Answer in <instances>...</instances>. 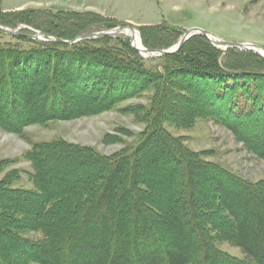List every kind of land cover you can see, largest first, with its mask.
Segmentation results:
<instances>
[{
  "label": "trees",
  "instance_id": "16d2710c",
  "mask_svg": "<svg viewBox=\"0 0 264 264\" xmlns=\"http://www.w3.org/2000/svg\"><path fill=\"white\" fill-rule=\"evenodd\" d=\"M102 25H88L75 35L88 33L94 28L102 29ZM42 33L50 36L47 31ZM162 34H173V30L164 27ZM12 37L25 39L18 35ZM141 39L147 49L158 51L149 46L142 33ZM27 40L33 48L20 50L11 47L0 50V112L7 121L5 127L11 131L16 129L21 132L22 115L29 122L47 123L69 119L76 109L74 110L69 99L63 96L58 79L60 78L64 85L63 89H68L71 81L79 84L76 80L77 74L95 79L98 74L92 69L88 71L86 66H90L93 59L97 61L100 55L106 56V62L117 70L116 79L114 82L108 80L105 89H102L104 94L95 96L93 105L89 106L91 109L111 108L127 93H139L156 84L161 86L164 79L166 81L172 74L182 72V69L178 68L180 65L174 73H169L171 67H164L163 72L144 69L140 53L131 47L130 39L126 37H106L97 40V43L82 42L68 47L30 38ZM195 42L208 49V54L215 56L211 66L212 72L205 71L203 76L211 77V81L212 76L217 80L221 76L220 81H223L221 87L213 82L209 89L204 88L208 93V101L210 96L213 102L210 104L216 121L232 128L233 131L240 129L244 142L258 154L264 155V136L256 130L253 138L248 135L253 126H264V58L256 53L235 48L220 50L202 35L193 37L185 43L180 53L170 56L177 58L181 51ZM117 43L123 45L122 50L116 47ZM135 43L138 48L139 45L136 41ZM120 51L122 52L118 55ZM122 55H133L139 61L132 63L126 58L121 59ZM83 59L86 62L81 61ZM75 60L79 61V69H76ZM44 65L48 73L47 83H40L36 73L40 75L44 71ZM17 72H22V79L26 80V83L31 81L30 86L34 89L18 93L20 86L16 78ZM123 76L126 81L121 84ZM250 79L258 82V86L252 87L251 91L239 83ZM17 94L23 96L22 105ZM213 94H216L217 99H214ZM24 111L27 113H23ZM239 118L244 121L242 123L245 129H241L242 126L237 121ZM250 118L252 124L248 125L246 120ZM230 123L233 124L232 127ZM4 124L0 122V125ZM151 124L152 131L135 149L110 160L94 152L90 153L89 148H81L80 151L62 147L61 141L56 145L37 144L33 147L30 155L34 161L37 186L43 196L40 202L39 229L46 236L40 249L41 255L37 256H42V261L51 264H264V210H259L264 199L251 191L252 196L237 190H227L224 180L218 181L220 194L214 197L195 193L193 186L206 180L208 166L194 160L191 153L173 147L174 139L157 128L153 118ZM56 149H63L75 155L80 153L85 163L95 160L93 169H87L81 185L62 187L59 183L57 188L52 178L47 175H44L42 183L40 182L39 165L43 164L46 169V158L49 155L47 152L52 153ZM149 151L150 156L144 161L143 157ZM91 156L94 158L91 159ZM146 160H150L151 166L155 167L143 174L140 168L144 167ZM184 163L185 170L181 180H178L177 174ZM79 171L81 172V168ZM168 184H174L177 188L175 192L178 193L176 198H173V211L168 219L171 231L161 225L165 217L161 211L164 207L157 202L162 195L157 194L155 199L156 193L153 191V185H163L166 188ZM239 186L242 187V184ZM1 191L9 194L12 192L0 187ZM253 199L256 204H253ZM215 200L218 204L210 207ZM202 202L209 205V213H214L210 224L200 218L199 208H207ZM250 204H253L251 208ZM170 208L168 207V211ZM18 216L19 211L10 205L0 204V224L8 230L5 232L6 237L1 235L7 240L0 242V264H11L8 253L12 251L29 261L36 260L23 249L26 241L16 234L17 227L24 223ZM232 222L235 227L229 229L228 224ZM207 224L212 226L220 237H226L241 247L248 260L230 258L215 248V239L212 236L208 239L206 236H209ZM197 231L201 245L198 244L197 235L195 236ZM33 246L39 247V244Z\"/></svg>",
  "mask_w": 264,
  "mask_h": 264
},
{
  "label": "rangeland",
  "instance_id": "374dc122",
  "mask_svg": "<svg viewBox=\"0 0 264 264\" xmlns=\"http://www.w3.org/2000/svg\"><path fill=\"white\" fill-rule=\"evenodd\" d=\"M0 22L5 24L0 23L4 29L25 37L21 40L15 39L12 37L14 35L0 30V50L11 47L20 50L33 48L27 38L30 35H36L37 31L41 33L47 31L50 36L45 34V39L59 46L68 47L70 46L67 44L68 42L83 35L76 36L77 32L94 23L103 24L102 29L94 28L84 34L131 27L136 30L134 32L140 33L139 36L142 33L149 46L158 51L173 49L184 34L191 29H201L226 42L250 43L264 48V0H0ZM164 27L173 30V34L163 35ZM130 31L127 29L122 36H119L132 38L135 47H137L134 37L127 33ZM56 39L63 43L54 42ZM96 41L83 40L74 45H79L82 42L92 44L97 43ZM98 44L100 45V43ZM116 47L123 49V45L120 43H117ZM138 48L141 50L140 46ZM207 51L208 49L206 50L195 42L181 51L180 56L175 59L171 56L180 52L156 57L140 55L141 65L144 69L163 72L164 67H171L169 73H174L173 71L180 65L178 68H181L182 72L177 75L172 74L166 81L164 79L161 86L156 84L139 93H127L121 98V101L108 109L89 108L90 105H93L95 96L104 94L102 89H105L108 80L111 79L114 82L116 79L117 70L106 62L108 60L106 56L100 55L97 57V61L93 59L91 60L92 64L86 66L88 71L92 69L98 74L95 79L87 75L81 77L77 74L76 80L79 84L71 81L68 84V89L67 87L63 89L64 85L60 78L58 79L63 96L67 97L74 110L76 109L69 119L47 123L29 122L22 115L23 129L19 132L16 129L11 131L5 127L7 121L0 112V122L5 123L0 125V187L9 192L12 191L10 194L0 192V204L10 205L11 208L19 211L18 217H21L24 223L17 227L16 234L26 241L23 249L36 259L29 261L12 251L8 253V260L11 264L22 262V264H51L42 261V256H37L41 255L40 249L46 240L45 234L39 229L40 202L43 196L37 186L34 161L30 155L33 147L37 144L51 146L50 144L56 145L61 141L62 147L76 148L80 151L81 148H89L90 153L94 152L98 156L110 160L128 150L135 149L140 141L152 131L151 118H153L157 128L174 139L173 147H179L185 152L191 153L194 160L208 166L206 167L208 178L206 177V180H202L196 185L193 183L195 193H205L209 197H214V195L220 194L218 181L224 180L227 190L232 192L237 190L241 193H248V195L253 192L264 199V155L258 154L255 149L244 142L240 129L233 131L232 128L216 121L214 117L213 107L210 104L213 102H211L210 96L208 101L206 96L208 93L204 88L209 89L213 82L221 87L223 81H220L221 76L218 78L219 80L212 76V81L211 77L209 79L208 76H203L205 71L212 72L211 66L214 64L213 59L215 58L212 53L208 54ZM125 56L120 57L131 60L132 63L139 61L133 55ZM74 63L76 69H79V61L75 60ZM186 64L191 67L186 68ZM46 69V65H44V71L40 75L36 73L40 83H47ZM22 74V72L16 74L20 86L18 93L33 88L30 86L31 81L26 83V80L22 79ZM120 81L123 84L126 78L123 76ZM239 83L250 91L255 85L258 86V82L251 79ZM171 95L173 97H170ZM22 97L17 94L20 105L23 102ZM160 97L163 98L160 99ZM214 99H217L216 94ZM166 109L167 111H165ZM23 113L21 112V114ZM237 121L242 126L241 129H245L243 120L239 118ZM247 121L248 125L252 124L251 118L246 120V123ZM229 125L232 127L233 124ZM255 130L264 136L263 125L253 126L248 135L253 138ZM47 153L49 155L46 158L48 159L46 169L43 164L39 165L40 182L43 180L42 177L47 175L52 178L57 188L60 186L59 183L62 187L81 185L86 171H91L92 165H95V160L85 163L80 153L75 155L63 149H56L52 152L53 154ZM150 153V151L146 153L143 157L144 161L147 156L149 158ZM51 156L52 158H50ZM91 157V159L94 158ZM146 161L144 167L140 168L143 174L155 167V165L151 166L150 160ZM184 167L185 163L177 174L178 180H181ZM226 175L229 176L225 177ZM240 183L244 188L239 186ZM174 186V184L171 186L168 184L165 188L163 185L161 187L153 185V191L156 193L154 198L158 196L157 194L162 195L157 202L164 207L161 211L165 217L163 221L160 220L161 225L169 231H171V227L168 219L175 202L173 198H176L178 194L175 192L177 188ZM202 203L207 208H199L200 218L210 224L214 213L208 212L209 205L205 204L206 202ZM216 204L218 201L210 207H215ZM253 204H256L255 200ZM253 204H250L249 208ZM168 207H171L169 211ZM259 208L261 211L264 210V202L263 206ZM216 216L218 217V214ZM0 225V242H4L7 240L5 232L8 230L2 224ZM228 226L229 229L235 227V223L232 222ZM206 227L209 229V236H206L208 239L211 236L215 239V248L230 258L241 261L248 260L241 247L227 240L226 237H220L212 226L207 224ZM1 235L5 237L2 238ZM196 235L198 244L201 245L198 231L195 233ZM32 244H39V247L33 248Z\"/></svg>",
  "mask_w": 264,
  "mask_h": 264
},
{
  "label": "water",
  "instance_id": "95a60500",
  "mask_svg": "<svg viewBox=\"0 0 264 264\" xmlns=\"http://www.w3.org/2000/svg\"><path fill=\"white\" fill-rule=\"evenodd\" d=\"M127 29H129L131 31H136L135 29H133L131 27H120L118 29H115L112 31H107V32L83 34V35L79 36L76 40L68 42V43L65 42V43L70 44V45H74V44L81 42L83 40H98V39L106 38V37L115 38L119 35L124 34ZM0 30L3 31L4 33L10 34V35H17L16 32H13V31L8 30V29H4L1 26H0ZM35 34L36 35H34V36L33 35H30V36L28 35V36L30 39L35 40V41L51 42V41L45 39L46 38L45 34H43L41 32H35ZM139 35H140V33H139ZM198 35L205 36L210 41V43L218 49L228 50L230 48H236V49H239L242 51H249V52L256 53V54H258L264 58V48L263 47H259V46H256V45L250 44V43L226 42V41L218 39L216 37H211L209 35V33L205 32L201 29H191V30L187 31L184 34L183 38L180 40V42L173 49H171L169 51H154V50H149L144 46L143 53H144V55H147L149 57L175 54L181 50V48L185 45L186 42H188L190 39H192L193 37L198 36ZM140 38H141V36H140ZM54 42L63 43V41H61L59 39H56ZM130 42H131L132 48L139 51L140 54H142V56H144L142 51L139 50L137 47H135L134 41L132 38L130 39ZM141 42H142V39H141Z\"/></svg>",
  "mask_w": 264,
  "mask_h": 264
},
{
  "label": "bare ground",
  "instance_id": "6f19581e",
  "mask_svg": "<svg viewBox=\"0 0 264 264\" xmlns=\"http://www.w3.org/2000/svg\"><path fill=\"white\" fill-rule=\"evenodd\" d=\"M128 34H130V35H132L133 37H134V39L138 42V44H139V46H140V49H141V51H142V53H143V49H144V47H143V44H142V42H141V39H140V36H139V34L137 33V32H134V31H130V32H127ZM144 55V54H143ZM145 56H147V55H145ZM147 57H149V56H147Z\"/></svg>",
  "mask_w": 264,
  "mask_h": 264
}]
</instances>
